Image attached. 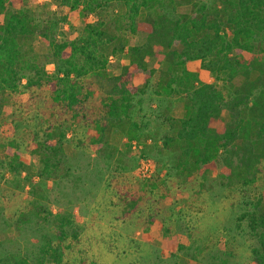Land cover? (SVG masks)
<instances>
[{
    "label": "trees",
    "instance_id": "16d2710c",
    "mask_svg": "<svg viewBox=\"0 0 264 264\" xmlns=\"http://www.w3.org/2000/svg\"><path fill=\"white\" fill-rule=\"evenodd\" d=\"M32 1L0 0V116L4 95L14 101L13 128L0 142L9 168L19 165L18 132L29 114H39L43 124L41 136L29 131L28 143L42 166L39 176L49 182L64 172L66 129L74 125L90 129V144L97 148L106 145L114 125L126 129L128 141L141 140V127L130 116L156 71L148 69L146 59L161 51L168 65L158 85L165 95L180 97L184 107L181 118H167L170 133L162 139L164 147L179 153L175 181L191 183L194 171L203 166L204 175L213 167L212 159L220 157L230 183L235 179L248 185L264 169V0H56L78 17H101L114 2L120 3L126 9L123 27L132 35L146 33L141 46L119 43L99 18L80 34L67 36L60 30L66 17L39 20ZM183 5L189 10L179 13ZM36 36L46 45V54L32 47ZM117 54L128 60L118 76L109 78L108 58ZM196 62L214 82H201L188 69ZM47 64L54 66L51 74ZM133 74L144 75L142 87L132 83ZM239 77L243 81L237 86ZM101 81L109 88L98 96L95 86ZM224 111L229 121L221 128L217 121ZM141 193H124L126 213L142 205L145 191ZM31 207L38 216L45 211L36 202ZM46 213L53 219L54 234L44 236L34 258L9 255L0 264L63 263L70 249L67 240L77 239L78 232L71 215ZM237 219L255 243L251 264H264V203L258 200Z\"/></svg>",
    "mask_w": 264,
    "mask_h": 264
},
{
    "label": "rangeland",
    "instance_id": "374dc122",
    "mask_svg": "<svg viewBox=\"0 0 264 264\" xmlns=\"http://www.w3.org/2000/svg\"><path fill=\"white\" fill-rule=\"evenodd\" d=\"M30 7L39 20L66 17L60 30L67 36L80 34L87 23L99 18L108 23L119 43L141 46L146 42V33L132 35L123 27L126 9L118 2L101 17H78L56 0H33ZM188 10L186 5L177 8L179 13ZM30 42L37 53L46 54L39 37ZM161 56L160 51L146 59L148 69L156 71L139 98L142 103L134 106L130 116L141 127V140L128 141L126 129L114 125L106 145L97 148L88 138L92 131L74 125L66 129L63 145L64 172L69 176L63 172L55 182L39 176L42 166L29 150V131L42 135L39 114L22 120L16 170L9 168L0 146V258L22 255L33 259L44 236L54 234L53 219L46 212H61L72 216L78 232L77 239L67 240L70 249L62 264H251L255 243L237 218L258 200L264 203V169L248 185L235 179L230 183L220 157L212 159L213 167L204 175L200 174L206 171L203 166L194 171L191 183L175 181L173 165L179 153L164 147L162 139L170 133L167 118H181L184 107L180 97L165 95L158 85L168 65ZM127 60L125 55L109 57L107 76H118ZM188 69L198 73L201 82H214L199 63L188 64ZM46 71L51 74L54 66L47 64ZM242 81L239 77L235 84ZM132 83L142 87L144 75L133 74ZM108 88L107 81L95 86L98 96ZM48 92L44 91L45 97ZM13 105L12 97L4 95L0 142L13 128ZM228 121L224 111L217 124L222 128ZM130 190L145 191V196L140 207L126 213L122 199ZM35 202L45 210L39 216L31 207Z\"/></svg>",
    "mask_w": 264,
    "mask_h": 264
}]
</instances>
